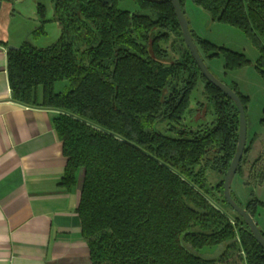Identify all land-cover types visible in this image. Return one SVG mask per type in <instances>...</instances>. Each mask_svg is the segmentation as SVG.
<instances>
[{
    "label": "trees",
    "instance_id": "1",
    "mask_svg": "<svg viewBox=\"0 0 264 264\" xmlns=\"http://www.w3.org/2000/svg\"><path fill=\"white\" fill-rule=\"evenodd\" d=\"M121 1L51 0L57 40L7 49L11 99L59 112L53 126L67 159L60 183L71 188L83 171L77 213L90 263L235 264L231 258L238 256L240 264H264V248L223 196L222 177L237 146L235 103L201 74L171 0H133V11L119 8ZM191 1L244 33L264 78V0ZM179 3L182 8L184 0ZM37 12L35 36L47 21L42 4ZM190 32L204 61L223 56L225 70L251 63ZM219 80L246 110L247 96L234 82ZM58 81L67 85L57 92ZM199 84L196 107L207 104L213 116L192 128L185 118ZM260 123L264 127V117ZM208 170L221 176L214 185ZM230 194L253 219L264 206L252 190L243 205ZM219 246L215 256L198 253Z\"/></svg>",
    "mask_w": 264,
    "mask_h": 264
},
{
    "label": "crops",
    "instance_id": "2",
    "mask_svg": "<svg viewBox=\"0 0 264 264\" xmlns=\"http://www.w3.org/2000/svg\"><path fill=\"white\" fill-rule=\"evenodd\" d=\"M8 45L0 39V264H91L77 213L83 171H77L71 188L60 183L67 159L53 126L59 112L11 99ZM232 48L246 53L244 47ZM217 72L212 73L227 83L237 81L228 79L224 62ZM257 137H264L263 126L246 139ZM235 178L230 188L246 202L250 188Z\"/></svg>",
    "mask_w": 264,
    "mask_h": 264
},
{
    "label": "rangeland",
    "instance_id": "3",
    "mask_svg": "<svg viewBox=\"0 0 264 264\" xmlns=\"http://www.w3.org/2000/svg\"><path fill=\"white\" fill-rule=\"evenodd\" d=\"M37 4H42L45 10L44 33L35 36L33 31L40 25V19L37 12ZM119 8L133 11L137 9L133 0H122L119 3ZM183 12L188 22L189 29H192L196 35L209 39L215 45L223 46L230 50L244 47L245 57L251 62L248 65L237 68L238 73H229V80L235 79L236 86L239 91L247 96L246 102V122H247V136L249 137L258 128H261L260 119L264 116V78L254 66L256 48L252 45L250 40L244 33L233 26L221 23L217 20H212L209 13L192 3L191 0H184ZM53 16V4L51 0H4L0 8V39L9 41V45L18 47L24 41L30 42L35 47H47L54 43L60 32L57 22L51 20ZM172 37L170 41H172ZM170 44V43H169ZM256 49V50H255ZM235 50V49H234ZM238 52V51H237ZM241 53V52H240ZM243 54V53H242ZM206 65L209 69L217 75V67H222L224 57L220 56L212 60H206ZM214 74V75H215ZM232 82V81H230ZM67 85V81H58L54 84L55 91H62ZM202 84L198 85L192 93L191 112L185 118V124H189L192 128L195 127V122L198 120L209 121L212 118L210 113L211 107L204 104L202 107H196V101L202 100ZM154 127L157 130L164 131V124L156 123ZM257 139V140H256ZM252 139L248 142L246 139L245 148L242 158L239 162V169L235 172L236 178L240 177L245 186L252 189L253 195L264 204V137ZM248 142V143H247ZM252 143V144H251ZM256 159L258 161L255 163ZM255 163V164H254ZM233 176V177H234ZM208 182L211 185L216 184L221 176L212 170L207 172ZM223 178V177H222ZM250 185H246V184ZM255 187L257 188L255 190ZM249 193V191H248ZM252 197V196H250ZM249 198V196H248ZM239 202L243 205L247 202L240 198ZM224 209L233 214L234 211L227 206ZM254 220L258 228L264 233V206L258 205ZM223 248L221 246L215 248L204 247L198 251L199 255L203 257H210L217 255ZM238 256H233L231 262L240 264Z\"/></svg>",
    "mask_w": 264,
    "mask_h": 264
},
{
    "label": "water",
    "instance_id": "4",
    "mask_svg": "<svg viewBox=\"0 0 264 264\" xmlns=\"http://www.w3.org/2000/svg\"><path fill=\"white\" fill-rule=\"evenodd\" d=\"M172 7L174 9L176 18L180 25V29L182 32V37L185 45L187 46L191 56L196 62L201 74L203 77L214 86L219 88L222 92H224L228 97H230L235 103L238 112H239V129H238V137H237V146L235 149V153L233 158L225 172L223 177V196L227 204L245 221L247 226L249 227L253 238L264 248V236L260 232V229L257 226V223L253 219V217L238 203H236L231 194H230V183L235 175L237 166L242 158L243 151L245 149L246 144V136H247V122H246V114L243 107V104L240 98L236 95V93L228 87L226 84L221 82L209 69L206 65V62L200 55L199 49L191 35L190 29L188 27V22L185 17V14L181 8L179 0H171ZM18 47L13 45H8L7 49H17Z\"/></svg>",
    "mask_w": 264,
    "mask_h": 264
}]
</instances>
